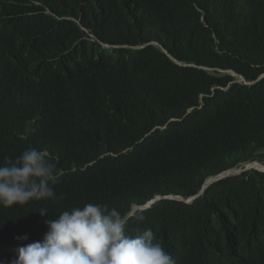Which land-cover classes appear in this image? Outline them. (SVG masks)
Listing matches in <instances>:
<instances>
[{
	"label": "trees",
	"instance_id": "obj_1",
	"mask_svg": "<svg viewBox=\"0 0 264 264\" xmlns=\"http://www.w3.org/2000/svg\"><path fill=\"white\" fill-rule=\"evenodd\" d=\"M29 147L61 175L54 199L0 206L7 264L65 210L156 197L126 230L175 264H264V172L185 202L264 163V0H0V165Z\"/></svg>",
	"mask_w": 264,
	"mask_h": 264
},
{
	"label": "clouds",
	"instance_id": "obj_2",
	"mask_svg": "<svg viewBox=\"0 0 264 264\" xmlns=\"http://www.w3.org/2000/svg\"><path fill=\"white\" fill-rule=\"evenodd\" d=\"M248 169L254 168L243 167L239 172ZM60 175L46 150L27 148L15 160L6 159L0 165V206L10 208L33 200L54 199L53 185ZM38 213L48 215L43 208ZM128 219L117 209L99 203L65 210L54 219H46L43 239L19 247L11 264H175L163 245L155 241L151 229L129 234ZM15 239L22 242L28 236ZM0 264L7 262L0 259Z\"/></svg>",
	"mask_w": 264,
	"mask_h": 264
},
{
	"label": "water",
	"instance_id": "obj_3",
	"mask_svg": "<svg viewBox=\"0 0 264 264\" xmlns=\"http://www.w3.org/2000/svg\"><path fill=\"white\" fill-rule=\"evenodd\" d=\"M234 76V75H233ZM243 80V79H242ZM232 170V169H231ZM231 170H227L215 177H212V178H209L208 180L205 181V183L203 184L201 190L199 191V193L191 198H189L188 200H186L185 202L187 203H190L192 202L194 199H196L199 195L202 194V191L208 186V184H210L211 182L213 181H216V180H219V179H222L224 177H228L229 175H225L226 173H229ZM240 172L234 174V175H237L239 174ZM233 176V175H232ZM164 198H171V197H164ZM161 199V197H156L155 199H153L152 201L148 202L146 205L142 206V207H135L128 215V217L132 216L133 213L135 212V210L139 209V210H144V209H147L149 208L154 202H156L157 200ZM178 199V198H177ZM181 200V199H179Z\"/></svg>",
	"mask_w": 264,
	"mask_h": 264
},
{
	"label": "bare ground",
	"instance_id": "obj_4",
	"mask_svg": "<svg viewBox=\"0 0 264 264\" xmlns=\"http://www.w3.org/2000/svg\"><path fill=\"white\" fill-rule=\"evenodd\" d=\"M12 60V59H11ZM206 108V107H205ZM213 118V117H212ZM214 121V120H213ZM217 165V164H216ZM222 166V165H221ZM224 167V166H223ZM243 167H249V168H254L258 171H264V164H256V163H252L249 165H244L238 168H235L234 170H231L229 173H226L225 175H234L236 173L239 172V170H241Z\"/></svg>",
	"mask_w": 264,
	"mask_h": 264
},
{
	"label": "rangeland",
	"instance_id": "obj_5",
	"mask_svg": "<svg viewBox=\"0 0 264 264\" xmlns=\"http://www.w3.org/2000/svg\"><path fill=\"white\" fill-rule=\"evenodd\" d=\"M231 75H233L232 73H230ZM235 79L238 81V82H242V78L241 77H238L235 75ZM253 163H256V164H264V163H259V162H253ZM251 164V163H250ZM230 176V175H229ZM175 198V197H174ZM134 208V207H133ZM133 210V209H132Z\"/></svg>",
	"mask_w": 264,
	"mask_h": 264
}]
</instances>
